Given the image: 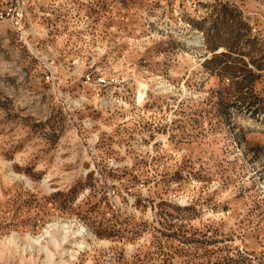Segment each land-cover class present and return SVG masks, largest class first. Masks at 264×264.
<instances>
[{
    "label": "rangeland",
    "instance_id": "1",
    "mask_svg": "<svg viewBox=\"0 0 264 264\" xmlns=\"http://www.w3.org/2000/svg\"><path fill=\"white\" fill-rule=\"evenodd\" d=\"M75 219L70 264H264V0H0V264Z\"/></svg>",
    "mask_w": 264,
    "mask_h": 264
},
{
    "label": "bare ground",
    "instance_id": "2",
    "mask_svg": "<svg viewBox=\"0 0 264 264\" xmlns=\"http://www.w3.org/2000/svg\"><path fill=\"white\" fill-rule=\"evenodd\" d=\"M160 86L164 85L161 84ZM142 88L140 86L138 88L140 99L144 94ZM45 183H47V180H45ZM88 239H96L93 231L76 219L51 221L45 225L40 234L27 235L24 250L29 248L31 251L36 250L39 254L43 253V264H70L66 256H75L77 252L75 248L85 242L89 245ZM17 242V236L10 237V245H16ZM66 242H70L71 246L66 247ZM57 253L60 257L59 261H56L55 256Z\"/></svg>",
    "mask_w": 264,
    "mask_h": 264
}]
</instances>
